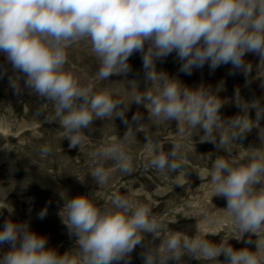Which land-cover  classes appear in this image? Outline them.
<instances>
[{"label": "clouds", "instance_id": "1", "mask_svg": "<svg viewBox=\"0 0 264 264\" xmlns=\"http://www.w3.org/2000/svg\"><path fill=\"white\" fill-rule=\"evenodd\" d=\"M84 39L90 40L91 51L100 61L96 81L127 76L132 70L129 58L141 53L148 86L137 91L132 103L147 109L149 121H176L180 133L185 125L199 127L201 143L210 142L227 153L212 161L207 186L212 196L226 199L221 211L238 232L233 237L240 240L245 233L254 234L256 251L235 250L224 239L213 243L206 237L220 232L201 234L198 223L193 237L169 230L149 205L113 193L111 207H98L88 195L65 201L60 216L69 235L77 238V247L63 254L47 247V238L32 231L28 222L6 219L0 245L9 247L0 253V264H130L137 246L144 248V264H182L185 255L205 261H217L223 255L224 264H262L264 147H249L246 155L237 156L229 146L253 128H259L260 141H264L260 128L264 106L259 100L243 101L237 89L240 114L225 121L220 114L224 102L215 92L185 86L175 76L158 71L156 63L175 52L181 62L179 71L185 75L207 63L212 71L231 64L248 77L253 65L245 56L254 53L259 56L256 78L264 87V0H0V53L14 71L26 77V89L53 103L54 111L46 120L58 121L69 148L79 149L86 140L82 130L96 120L114 116L129 125L125 112L130 105L114 99L107 88L97 90L91 80L82 85L65 69L66 49ZM11 83L19 93L20 86ZM250 109L255 110V120L249 116ZM142 119L139 112L132 116L137 131L146 134L143 170L180 172L185 159L182 144L171 142V150L165 151L164 142L149 134ZM132 137L129 125L122 138L113 136L90 153L95 164L90 175L98 185L107 183L114 170L105 167L108 160L125 174L135 170L126 150ZM50 152V146L41 148L42 156ZM46 214V209L41 210L38 218ZM144 233L159 238V245L149 242L145 246Z\"/></svg>", "mask_w": 264, "mask_h": 264}, {"label": "rangeland", "instance_id": "2", "mask_svg": "<svg viewBox=\"0 0 264 264\" xmlns=\"http://www.w3.org/2000/svg\"><path fill=\"white\" fill-rule=\"evenodd\" d=\"M66 51L68 60L65 69L78 78L82 85L91 80L97 90L107 88L113 93L114 99H123L126 104H130L125 117L132 126L133 137L126 145V150L133 157L135 170L125 174L115 167L113 161L108 160L105 167L114 170L107 183L98 185L90 175L95 167L90 153L109 143L113 136L122 138L129 125L114 116L96 120L82 130L86 140L80 149L79 146L69 148L70 142L62 137L63 129L59 122L49 123L46 120L54 111L53 103L26 89V77L14 71L4 54L0 53V229L6 219L28 222L32 231L47 238V247L63 254L77 247V238L69 235L60 216L65 201L88 195L98 207H111L109 198L113 193H118L149 205L157 220L169 230L193 237L198 231V223L201 234L220 232L206 237L213 243L218 244L224 239L235 250L247 247L250 251H256L257 237L254 234L245 233L240 240L233 237L238 232L225 221L221 211L226 207V199L212 196L207 186L206 177L212 161L216 156L227 153L218 151L210 142L201 143L203 133L199 127L190 129L185 125L184 132L180 133L176 121H149L147 109L132 103L137 91H143L148 86L144 79L141 53L136 52L129 58L132 70L127 76L112 75L107 81H96L94 77L100 61L91 51L90 40L78 41ZM245 60L253 65L248 77L234 70L231 64L212 71L207 63L202 68L194 69L191 75H185L179 71L181 62L176 59L175 52L157 61L156 68L175 76L190 88H210L224 102L220 114L227 121L241 111L235 103L237 89L243 101L251 103L259 100L264 106V87L261 86V80L256 78L259 56L247 53ZM12 80L20 86L19 93L12 87ZM137 112L142 115L141 122L149 134L155 140L164 142L165 151L171 150V142L182 144L181 152L185 159L180 172L143 170L148 150L145 132L137 131V124L132 121V116ZM255 115V110L250 109V118L255 120ZM260 128L264 131V119L260 121ZM46 145L50 146L51 152L42 156L41 148ZM229 147L233 155L244 156L249 147H264V141H260L259 128H253ZM209 155L211 159H208ZM44 209L46 216L38 218V213ZM62 215L66 218V214ZM249 240L252 243H246ZM149 242L159 245L160 239L154 240L152 234L144 233L145 246ZM8 247L7 244L0 245V253L7 251ZM143 251L144 248L137 246L131 253L130 264H144L141 256ZM224 260L223 255L217 261L197 260L185 255L182 264H224ZM169 264L176 262L169 261Z\"/></svg>", "mask_w": 264, "mask_h": 264}]
</instances>
